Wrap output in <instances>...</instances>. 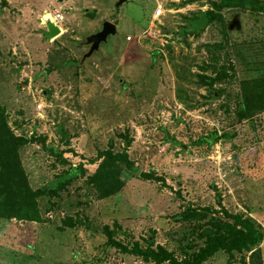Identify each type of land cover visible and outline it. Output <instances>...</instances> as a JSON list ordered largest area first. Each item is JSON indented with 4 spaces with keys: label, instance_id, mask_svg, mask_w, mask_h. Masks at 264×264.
Segmentation results:
<instances>
[{
    "label": "rangeland",
    "instance_id": "1",
    "mask_svg": "<svg viewBox=\"0 0 264 264\" xmlns=\"http://www.w3.org/2000/svg\"><path fill=\"white\" fill-rule=\"evenodd\" d=\"M212 1L0 0V105L14 135L30 141L19 149L29 186L44 190L69 165L84 164L57 195L37 197L40 220L0 219V264H153L103 248L102 229L114 224L123 243L152 242L180 262L202 246L208 219L174 215L218 209L213 187L229 213L263 233L264 264V109L248 121L234 115L240 81L264 75V13L224 8L220 21L181 37ZM53 11L60 34L45 39L40 18ZM105 21L116 33L81 63L85 38ZM223 68L212 96L196 75ZM212 132L217 142H198ZM119 134L130 138L134 166L161 180L128 176L118 193L98 199L86 183L95 164L86 160L109 139L121 151ZM251 252L219 250L203 264H252Z\"/></svg>",
    "mask_w": 264,
    "mask_h": 264
},
{
    "label": "trees",
    "instance_id": "2",
    "mask_svg": "<svg viewBox=\"0 0 264 264\" xmlns=\"http://www.w3.org/2000/svg\"><path fill=\"white\" fill-rule=\"evenodd\" d=\"M224 8H235L253 13H264V0H215L211 2V8L206 10L207 25L221 20L220 12ZM198 32V31H197ZM197 32L185 33L195 34ZM214 76L205 74L196 75L198 84L209 88L210 95L219 91L214 88L219 77L227 76L223 69ZM264 109V75L258 78L240 81L239 103L234 115L237 119L252 120L253 113ZM124 140V147L121 151L113 150V139L108 140V147L98 150L95 156L86 161L95 164L91 175L87 176L86 183L94 190L98 199H104L118 193L125 185L128 176L140 177L145 180H161L154 171L143 172L138 170L127 154V147L130 138L126 134H119ZM221 134L216 132L202 136L198 142H217ZM29 139L23 136H16L10 130L4 108L0 105V219H18L26 221L40 220L37 197L40 194L57 195L73 179L84 174V164L79 162L76 166L69 165L56 175L55 180L44 190L32 189L27 180L26 173L22 167L19 149L29 143ZM55 154H57L54 151ZM61 158L60 154L56 155ZM65 161V160H64ZM215 191V203L218 209L212 206L187 207L174 215V220L200 221L208 219L206 226L201 227L198 236L203 239L202 246L194 251L190 258L178 261L170 251L161 246L153 248L152 242H148L142 248L137 242L123 243L115 237L117 224L113 227L105 225L102 233L105 236L103 248H112L120 253H131L143 261L153 264H203L214 253L221 250L226 253L233 251L243 253L252 251L250 257L254 260L252 264H262L260 258L259 243L263 239V233L258 229L252 220L240 214L229 213L222 205L218 190ZM222 213L226 220L210 216L214 213ZM80 222V220L78 219ZM72 217H66L63 223L67 226L75 224ZM74 255V254H73Z\"/></svg>",
    "mask_w": 264,
    "mask_h": 264
},
{
    "label": "water",
    "instance_id": "3",
    "mask_svg": "<svg viewBox=\"0 0 264 264\" xmlns=\"http://www.w3.org/2000/svg\"><path fill=\"white\" fill-rule=\"evenodd\" d=\"M206 15L201 12L198 18H195L189 22L188 26H183L179 29L180 36L182 37L185 33L197 32L205 27L207 24ZM43 35L45 39H52L60 34V29L52 22H46L44 25ZM116 33V26L110 22L105 21L102 23V27L96 33L87 36L84 40V45L88 46V51L83 55L81 63L88 57H90L93 52L97 51L100 43H104L109 35H114Z\"/></svg>",
    "mask_w": 264,
    "mask_h": 264
},
{
    "label": "built area",
    "instance_id": "4",
    "mask_svg": "<svg viewBox=\"0 0 264 264\" xmlns=\"http://www.w3.org/2000/svg\"><path fill=\"white\" fill-rule=\"evenodd\" d=\"M49 14H51V16L53 17V18H55L57 15H59V16H61V14H60V12L59 11H53V12H49ZM62 17V16H61ZM40 21H41V24L44 26L45 25V23L46 22H52V23H54L56 26H58V28H59V23H60V21H61V19H55V22H53V20L52 19H42V18H40ZM36 109L38 110V112H41L43 109H42V105H40V104H38L37 105V107H36Z\"/></svg>",
    "mask_w": 264,
    "mask_h": 264
},
{
    "label": "clouds",
    "instance_id": "5",
    "mask_svg": "<svg viewBox=\"0 0 264 264\" xmlns=\"http://www.w3.org/2000/svg\"><path fill=\"white\" fill-rule=\"evenodd\" d=\"M45 18H46V19H52L53 22H55V19H62V17L59 16V15H57L55 18H53V17L51 16V14H49V13H45Z\"/></svg>",
    "mask_w": 264,
    "mask_h": 264
}]
</instances>
